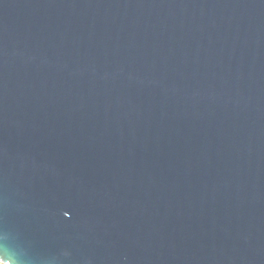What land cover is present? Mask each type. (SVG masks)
Listing matches in <instances>:
<instances>
[{"label":"water","instance_id":"1","mask_svg":"<svg viewBox=\"0 0 264 264\" xmlns=\"http://www.w3.org/2000/svg\"><path fill=\"white\" fill-rule=\"evenodd\" d=\"M2 264H264V0H0Z\"/></svg>","mask_w":264,"mask_h":264},{"label":"built area","instance_id":"2","mask_svg":"<svg viewBox=\"0 0 264 264\" xmlns=\"http://www.w3.org/2000/svg\"><path fill=\"white\" fill-rule=\"evenodd\" d=\"M0 264H2V263L0 262Z\"/></svg>","mask_w":264,"mask_h":264}]
</instances>
